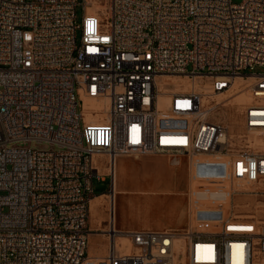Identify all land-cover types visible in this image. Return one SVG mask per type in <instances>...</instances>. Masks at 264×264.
<instances>
[{"label": "built area", "instance_id": "obj_1", "mask_svg": "<svg viewBox=\"0 0 264 264\" xmlns=\"http://www.w3.org/2000/svg\"><path fill=\"white\" fill-rule=\"evenodd\" d=\"M87 2L0 0V264H91L92 180L110 200L121 155L226 154L233 183L264 193V71H243L264 66V0ZM108 213L99 264H264V218L122 229Z\"/></svg>", "mask_w": 264, "mask_h": 264}, {"label": "rangeland", "instance_id": "obj_2", "mask_svg": "<svg viewBox=\"0 0 264 264\" xmlns=\"http://www.w3.org/2000/svg\"><path fill=\"white\" fill-rule=\"evenodd\" d=\"M88 1L86 9L93 11L100 1L105 0ZM233 1L238 2L241 0ZM81 13V6L77 5V16L80 17ZM77 34H79V30H77ZM243 71L260 72L264 71V66L257 65L252 70L246 69ZM243 82L241 77L236 80L235 85L237 88L226 99L225 114L222 116L228 123V133L234 146L237 147L239 146V144H235V142L239 143L237 135L243 133V131L245 132L243 127V107L246 102L243 96L245 93L241 90L242 86L239 85ZM81 102L83 105L87 103L95 104L93 98H81ZM164 122L168 125H182V122L178 119H166ZM254 137L255 135H253ZM32 146L46 148L48 144L46 142H32ZM196 158L201 159V161L191 165L185 155L172 156L162 153L141 156L121 155L118 158L116 169L118 170V167L123 166L125 173L122 175L121 180L124 181L123 185L127 189L136 191L139 187L145 189L163 188L166 191H160L158 194L153 195L149 209L144 206L138 209L137 206L134 207L130 204V201L136 203L137 199L143 200V196L137 198L133 193L117 195L115 208L117 223L126 227H139L146 223L151 225L157 223L176 224L181 208L187 221L188 218L189 221L178 226V228L185 227L189 223L198 227H204V225L216 226L231 214L243 218L254 217L257 220L264 218V193L256 184H242L239 187L233 183L229 175L228 155H201ZM150 159L163 163L149 167L147 163ZM174 159H179V163L173 164ZM92 186L96 194L108 190L109 177L106 176L103 180H100L94 176ZM169 189L170 191H168ZM235 189L240 190L233 192ZM108 207V198H105L98 207L94 220L102 219L101 215L106 216ZM236 226H239V228L244 227L243 224H236ZM101 234L99 236L94 233L91 234V240L89 239L88 243L90 247L88 255L90 252L95 256H102L105 253L107 238ZM92 247L95 248L93 251H91ZM97 258L92 259L91 264H99ZM85 263L86 261L83 262V264Z\"/></svg>", "mask_w": 264, "mask_h": 264}, {"label": "crops", "instance_id": "obj_3", "mask_svg": "<svg viewBox=\"0 0 264 264\" xmlns=\"http://www.w3.org/2000/svg\"><path fill=\"white\" fill-rule=\"evenodd\" d=\"M119 158V157H118ZM179 160V159H178ZM117 162H118V159H117ZM116 162V164H117ZM165 162V161H164ZM163 162H158V161H154V160H151L147 163V165L149 167H152L154 165H160L162 164ZM165 163H168V162H165ZM173 163V162H172ZM179 163V162H178ZM177 163V164H178ZM173 164H176V163H173ZM125 173V170L123 168V166L121 167H118V170L116 169L115 171V184H114V189H113V197L110 196V205H111V208L113 207V210H114V223H115V226L118 227V228H122V229H137V228H154V229H157V228H165V227H176L178 228V226L182 225V224H185L186 222L188 223L189 221V218H188V221H187V218L185 216V213L183 212V209L181 208L180 210V214H179V217H178V222H176V224L174 223H157L156 225H151V224H143V225H140L139 227H126V226H123V225H119L117 222V214H116V211H115V208H116V197L117 195H124V194H128V193H133L137 196V198H140L141 196H143V200H140V199H137V202H133V201H130V204L131 206H137L138 209L141 208V206H144L146 209H149L151 207V203H152V198H153V195H156L158 194L160 191H166V189H154V188H138L136 191H130L129 189H127V187H125L123 184H124V181L122 182L121 178H122V175H124ZM170 191V189L168 190ZM104 192H100L96 195H99V196H96L95 197L93 196V199L92 201H90V205H89V219H88V227H89V235H88V243H89V239L91 240V234L94 233V234H97L99 236L100 233H96L94 232L93 230L96 229V228H102L105 226V223H106V220L108 219V209H107V212H106V216L104 215H101L102 216V219L100 218L99 220H94L95 216L97 215V211H98V207L100 206L101 202L103 199L105 198H108V202H109V197L105 194H103ZM102 194V195H100ZM109 208V207H108ZM100 209V208H99ZM190 216V214H189ZM237 228H239V226H237ZM92 232V233H91ZM103 236L104 233L101 232ZM105 253H106V249H107V240H106V243H105ZM88 246V244H87ZM88 249H90V247L88 246L87 248V256L88 258H103L105 256V253L101 256H95L92 254V252H90V254L88 255ZM93 249L95 248H91V251H93ZM90 260V259H89ZM90 262L89 261H86L85 264H89ZM83 264V263H82Z\"/></svg>", "mask_w": 264, "mask_h": 264}, {"label": "bare ground", "instance_id": "obj_4", "mask_svg": "<svg viewBox=\"0 0 264 264\" xmlns=\"http://www.w3.org/2000/svg\"><path fill=\"white\" fill-rule=\"evenodd\" d=\"M92 8H93V7H92ZM88 11H92V10L88 9ZM240 77H241V76H239V75H236V76L234 77V84L236 83V80H237V79H240ZM241 78H242V77H241ZM184 79H186V78H184ZM242 79H243V78H242ZM243 81H244V79H243ZM219 96H221V95H219ZM243 98H244L245 101L249 99V98L246 97L245 94H244ZM243 98H242V99H243ZM161 100H166V94H164V96L161 98ZM222 138H224V136H223ZM172 162L177 164V163L179 162V160H178V159H174ZM114 184H115V182H114ZM113 189H114V187H113ZM103 194H105V195H107V196L109 197V194H108V193H103ZM100 195H102V194H100ZM96 196H99V195H96ZM111 196H112V195H111ZM192 196H194V195H192ZM94 197H95V196H94ZM92 199H93V197H91L90 201H92ZM109 202H110V200H109Z\"/></svg>", "mask_w": 264, "mask_h": 264}]
</instances>
